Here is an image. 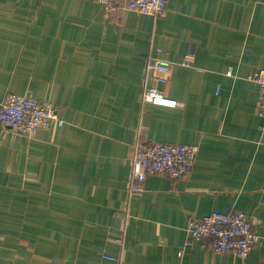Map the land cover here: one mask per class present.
I'll list each match as a JSON object with an SVG mask.
<instances>
[{
    "label": "crops",
    "instance_id": "obj_1",
    "mask_svg": "<svg viewBox=\"0 0 264 264\" xmlns=\"http://www.w3.org/2000/svg\"><path fill=\"white\" fill-rule=\"evenodd\" d=\"M187 57L191 63L185 64ZM182 105L142 103L149 61ZM264 0H168L153 16L94 0H0V104L60 106L63 126L0 124V264H264ZM197 148L184 179L149 175L129 196L141 144ZM241 211L260 239L246 260L203 249L190 220Z\"/></svg>",
    "mask_w": 264,
    "mask_h": 264
},
{
    "label": "built area",
    "instance_id": "obj_2",
    "mask_svg": "<svg viewBox=\"0 0 264 264\" xmlns=\"http://www.w3.org/2000/svg\"><path fill=\"white\" fill-rule=\"evenodd\" d=\"M104 6L107 12L132 10L143 14L161 16L166 12L168 0H94ZM187 57L185 64H190ZM173 63L162 58L149 61L147 70L154 84L144 87L142 103L177 108L182 104L169 98L159 84L170 81ZM249 79L259 86L261 98L258 113L264 120V69L256 71ZM0 124L5 130L22 135H32L40 128L52 124L63 126L60 106L52 102H39L21 94H9L0 104ZM261 131L264 134V123ZM197 157V148L190 145H176L161 142L141 144L130 156L131 177L128 184L129 196L140 194L149 175H166L172 179L189 177ZM188 234L199 241L203 249L216 254H231L240 260L247 259L255 249L260 236L252 221L241 211L232 213L213 212L201 220H190Z\"/></svg>",
    "mask_w": 264,
    "mask_h": 264
}]
</instances>
